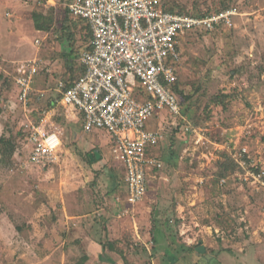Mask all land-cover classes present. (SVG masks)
<instances>
[{
	"label": "rangeland",
	"instance_id": "obj_1",
	"mask_svg": "<svg viewBox=\"0 0 264 264\" xmlns=\"http://www.w3.org/2000/svg\"><path fill=\"white\" fill-rule=\"evenodd\" d=\"M71 1L0 0V137L15 145L8 163L0 155V264H79L87 235L117 264H264V197L238 179L237 166L217 180L223 150L172 134V117L156 119L163 168L150 178L143 202L117 215L122 175L110 155V135L99 128L84 132L57 102L58 82L77 76L89 42L84 22L70 15ZM165 2L188 14L237 8L232 27L185 37L178 78L194 125L219 144L246 146L264 167V0ZM38 14L47 31L35 27ZM34 59L38 72L25 110L16 70ZM44 116L62 133L58 162L48 167L28 162L24 132ZM96 150L91 164L88 155ZM63 207L76 218L69 220ZM109 221L107 234L102 225ZM106 241L114 249L106 252ZM193 246L206 258L199 260ZM100 252L90 264L102 260Z\"/></svg>",
	"mask_w": 264,
	"mask_h": 264
},
{
	"label": "built area",
	"instance_id": "obj_2",
	"mask_svg": "<svg viewBox=\"0 0 264 264\" xmlns=\"http://www.w3.org/2000/svg\"><path fill=\"white\" fill-rule=\"evenodd\" d=\"M68 8L87 26L90 39L79 58L84 73L69 85L58 82L57 102L66 119L84 132L99 128L110 135V155L122 175L114 198L117 215L143 202L150 178L163 168L159 148L164 135L156 120L162 115L181 117L178 133L191 145L212 144L226 151L237 163L238 179L264 197V167L248 148L212 141L208 129L182 114L181 97L173 89L187 34L232 27L233 17L240 14L235 6L205 15L169 11L165 0H72ZM16 71L17 98L28 110L37 59L20 63ZM24 132L29 163L46 167L58 162L62 133L49 116L29 121Z\"/></svg>",
	"mask_w": 264,
	"mask_h": 264
},
{
	"label": "trees",
	"instance_id": "obj_3",
	"mask_svg": "<svg viewBox=\"0 0 264 264\" xmlns=\"http://www.w3.org/2000/svg\"><path fill=\"white\" fill-rule=\"evenodd\" d=\"M229 7H231V6L224 5V6H223L222 8H220L218 11H220V10H224V9H227V8H229ZM167 8H168V6H167ZM168 10H169V11H176V10H174L173 8H170V7L168 8ZM218 11H216V12H218ZM178 12H181V11H178ZM181 13H183V12H181ZM205 14H209V13H208V12H202V13H200V14H198V15H205ZM33 18H34V20H35V21H34V22H35V27H36L37 29H39V30H44V31H47V30L49 29V26L45 25L44 23L39 22V18H42L40 14H38V15H34ZM77 20H80V19H77ZM80 21H82V20H80ZM85 26H86V25H85ZM86 29H88L87 26H86ZM193 32H200V31H193ZM87 33H88V35H89V37H90V32H89V30H87ZM190 33H191V32H190ZM190 33H188L187 36H188ZM66 53H67V54H71V53H72V49L69 48V50L66 51ZM79 68H80V69H79V73L77 74V76L74 77V78H72V79H70V80H68V81L65 83L66 85L71 84L72 81H73L74 79H77L80 75H82V74L84 73V67H82L81 65H79ZM35 77H36V76H35ZM173 89H174V91H175V92H176L181 98L183 97V91H182V89H181V86H180V82H179V81H177V82L173 85ZM60 95H61V94L58 95V98L60 97ZM183 102H184V99L182 98V114H183L187 119H189V120L192 122V120L190 119V117L187 115L186 110L184 109ZM53 104H54V103H53ZM174 121H175V124L171 126V127H172V130H173V133H172V134H175V132L178 131L179 126H180V124L182 123V119H181V117L178 116V117H176V119H175ZM192 123H193V122H192ZM193 124H194V123H193ZM163 130L166 131V130H167L166 127L163 128ZM14 150H15V145H14L13 141H12L11 139H9V138H6V137H4V136H1V137H0V155H1V157H2L3 162H5V163H8V162H9L11 156L13 155ZM222 154H224L225 159H223V161H221V162L219 163V166H218V169H217V173H216V176H215V178H216L217 180L228 177L229 174L231 173V171H233V170L235 169V167L237 166V163L234 162V160L228 155V153H227L226 151H223ZM88 156H89V157H88V162H89V163L92 164L93 162L98 161V159L96 158V155H95V154H92V155H91V153H90V155H88ZM0 161H1V160H0ZM46 167H48V166H46ZM101 244H102V243H101ZM103 244L107 247V249H108L109 251H111L112 249H114V243H113V242L106 241V242L103 243ZM103 247H104V246H103ZM189 250H190V251H193V252L195 253V256H197V257L199 258V260H201L202 257H203L204 259L206 258V257H205L206 255H202V254H201L202 251H201V250H198V249L196 248V246L191 247ZM106 252H108V251H106ZM107 254H108V253H107ZM108 257H109V256H108ZM109 259H110V258H109ZM208 259H209V258H208ZM82 261H83V260H82ZM82 261H80L79 264H82Z\"/></svg>",
	"mask_w": 264,
	"mask_h": 264
},
{
	"label": "crops",
	"instance_id": "obj_4",
	"mask_svg": "<svg viewBox=\"0 0 264 264\" xmlns=\"http://www.w3.org/2000/svg\"><path fill=\"white\" fill-rule=\"evenodd\" d=\"M71 15V14H70ZM71 17L74 19V20H77V19H75L72 15H71ZM80 21V20H79ZM89 39H90V37H89ZM80 58V57H79ZM79 65H81L82 67H83V65L80 63V59H79ZM75 80V79H74ZM65 83V82H64ZM59 93V92H58ZM60 94V93H59ZM97 158V157H96ZM98 159V158H97ZM93 164V163H92ZM68 204V203H67ZM65 207H63V211H64V213L66 212L65 211V209H64ZM67 213V212H66ZM65 213V216L66 217H68V215H70L69 217H70V219L69 220H72L73 218H76V217H74V215L73 216H71L72 214H70V213H67L66 214ZM105 222H103V225H102V228L104 229V230H106L107 229V234H108V230L110 229V227L108 226L109 225V223H110V221L108 222V224H107V226H105L106 224H104ZM105 234H106V232H104ZM81 241H82V243H84L85 245H86V255H85V257H84V259H83V262H82V264H90L89 262H91V261H89V260H91V258L94 256V254H98V252H100V250H101V252H100V254H101V259L102 260H100V262H98L97 264H110V262L112 263V264H117V261H115L114 259L111 261L110 259H109V257L108 256H103V253H102V244H98L94 239H91V236L90 235H87L85 238H83V239H81ZM107 251H108V249H107ZM91 257V258H90ZM104 258V259H103ZM93 264H96V262L94 261L93 262Z\"/></svg>",
	"mask_w": 264,
	"mask_h": 264
},
{
	"label": "water",
	"instance_id": "obj_5",
	"mask_svg": "<svg viewBox=\"0 0 264 264\" xmlns=\"http://www.w3.org/2000/svg\"><path fill=\"white\" fill-rule=\"evenodd\" d=\"M94 154L96 155L97 158L99 157V152L97 150L94 152Z\"/></svg>",
	"mask_w": 264,
	"mask_h": 264
}]
</instances>
